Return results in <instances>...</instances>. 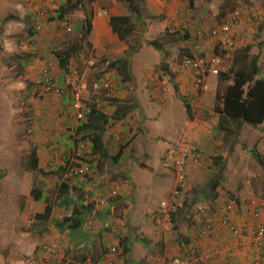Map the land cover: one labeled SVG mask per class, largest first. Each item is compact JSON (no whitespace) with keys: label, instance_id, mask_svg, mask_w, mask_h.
Here are the masks:
<instances>
[{"label":"rangeland","instance_id":"rangeland-1","mask_svg":"<svg viewBox=\"0 0 264 264\" xmlns=\"http://www.w3.org/2000/svg\"><path fill=\"white\" fill-rule=\"evenodd\" d=\"M37 1L0 0V264H16L22 256L32 254L46 241L58 249L59 243H62L64 246L60 247L61 251L65 249L66 253L73 256H77L75 253L85 254L87 251L86 256L92 257L95 261L105 250L117 243L120 236L129 240L131 251L127 255L122 254V249L118 245L119 253L115 258V264H145L148 254L152 256L154 264L156 259L161 262L165 260L170 264V231L176 234V231L183 229L182 224L185 225V222L181 220L174 225L170 224V221L163 222L162 219L156 221L154 214L159 202L168 199L171 203L170 216L174 214L177 219L183 215L187 216V205L190 202L184 204L185 194L180 195L175 201L172 198L175 179L169 166L168 151L172 147L170 143L172 140L177 141L179 133H170V124L157 128L154 122H149L151 120L149 115H142L129 95L130 91L137 87L141 102L148 101L149 88L146 85H150V80L144 82L148 71L152 81L154 79L155 86L161 91L160 96L163 97L164 94L169 99L174 88L171 73L175 71L176 78L178 71L181 72L180 63L186 52L203 58L206 76L212 77L205 79L207 90L199 93L191 104L194 109L193 118H197V125L194 126L200 128H196L199 131L207 130L209 133L207 144L217 145L218 148L213 147L218 151L216 155L222 156L216 164L213 159L216 155H206L204 152L200 163L192 166L199 170V175L198 183L190 187L198 189L204 187L201 193L198 192L199 198L196 202L199 206L196 208L200 211L204 209L203 206L207 209L208 205L213 204L215 208H219L215 214L221 216L227 211L230 217L237 216L236 221L237 218L243 217L242 222L236 225L243 229L245 239L252 245L249 240L250 233L257 224L264 226V206L261 213L254 216L249 201L252 198L256 202L264 200V165L250 153V150L257 151L264 159V121L258 126H252L238 120H229L228 126L231 127L229 133L216 129L218 123L212 122L213 116L210 112L202 113L203 116L199 117L197 111L212 110L216 103L218 73H210L215 63L213 58L220 60L216 62L217 70L220 72L227 71L237 55L246 54L247 60L257 56L259 75L264 77V0H194L192 6L189 5V0H176V7H186L185 11L188 13L186 14L190 23L188 38L184 32L173 36L167 33L162 0H160L162 13L160 14L157 9L152 10L157 18L155 30L151 29L152 21H149L147 26L144 22L136 24V31L130 36L129 48L133 61L131 71L134 82L131 75L129 80L123 81L119 75L118 79L116 78L125 94L110 103L112 110L106 112L111 115L102 131L107 156L101 159L100 166L94 159L91 160L93 162L90 165V180L83 189L81 185L76 191L77 195L80 194L87 199L90 196L92 198L98 197L99 194L103 195L110 186L117 184L121 187L120 194L110 199L105 207L89 202V214L83 218L80 230L76 229L79 230L78 235L76 232H69L72 229L69 230L66 226L63 228L56 226V221L71 215L77 201L76 192L73 191L66 197L68 202L63 204L61 202L63 199L58 195V187L62 182L64 161L68 163L78 152L86 154L89 152L87 140L83 142L84 144H76V140H80L88 132L75 133L74 129L71 130V125L75 126L76 121L70 115L69 104L63 103V99L68 96L63 98L43 91L42 71L45 67L50 70L55 80L59 78H56L58 74L56 64L49 63L52 60L50 55H44L42 51L39 55L36 52L41 49L37 43V36L28 33V29L33 28L30 14L33 13V4ZM168 3L170 5V0ZM70 4L80 3L78 0H71ZM146 7L145 13L149 14L151 11L147 3ZM234 11L240 13V18L238 22L231 24L229 32L211 35L210 30L217 29ZM141 17L146 16L143 14ZM56 20L64 21L63 17H56ZM64 33L70 34L68 31ZM197 36H202L200 42ZM133 39L139 40L142 46L134 45ZM152 39L157 42L160 49L146 43V40ZM72 42L77 43L78 47V43L81 42L80 35L68 38L65 45L57 51L75 45ZM45 47L48 49L47 45ZM246 47L248 49H245ZM74 58L68 63L69 73L77 76L79 84H86L87 90L83 89V94L88 101L91 103L94 99L102 101L103 98L98 93H90L89 82L93 75L105 70L106 63L89 66L79 64L78 67ZM142 61L144 62L141 63ZM148 63L158 64L156 67L152 64L146 66ZM141 66L144 68L140 69ZM99 67H102V70ZM172 67L178 69L172 70ZM106 70L111 69L107 67ZM227 83L231 81L224 84ZM155 101L159 108L165 104L160 100ZM180 103L183 104L182 101ZM145 105L142 104L144 107ZM124 106L129 108L128 111L119 118H113L112 114L116 107ZM170 134L172 140L170 137L166 139ZM184 135L183 133L178 138L177 143ZM187 137L192 138L191 134ZM165 139L166 147L163 142H159ZM197 143L202 150L200 140H197ZM120 148L121 156L114 159ZM32 149L37 151L36 169L27 164ZM59 167L61 168L58 169ZM157 176L164 181L165 194L158 193L155 188ZM216 180L218 186L215 191L220 194L213 198L215 191L211 184ZM32 187L41 190L43 193L41 200L30 197ZM197 191L194 189L190 192L196 194ZM45 203L51 207L49 217L36 219L34 215L43 212ZM184 219L187 221V217ZM206 221L198 220L197 223L201 226ZM46 234L48 238L44 237ZM71 240L74 245L85 241L78 249L72 250L66 246ZM254 247L255 261L257 264H264V246ZM227 252L229 253L228 250ZM66 253L62 252L58 256L49 254L41 256L36 264L39 262L63 264L66 260L61 259L60 255Z\"/></svg>","mask_w":264,"mask_h":264},{"label":"crops","instance_id":"crops-1","mask_svg":"<svg viewBox=\"0 0 264 264\" xmlns=\"http://www.w3.org/2000/svg\"><path fill=\"white\" fill-rule=\"evenodd\" d=\"M68 1H71V0H58L57 1V6L59 8L58 10H60V7L63 4L67 3ZM79 1L78 3L80 4H78V6L70 9L69 12L63 13L64 21H58L56 20V18H51L48 20L40 19L43 30L41 29L40 31L35 32V34H33L34 36H37L36 37L37 43L39 47L41 48L39 51H36V52H38L39 55H40V51H42L44 55L45 54L50 55V58H52V60H50L49 63L56 64L58 68V74L56 78H59V80L61 81L63 79L64 72H62L61 68L57 65L58 60L55 58L54 54L57 53V49L59 50L61 49V46L65 45V41H67L68 38H75L76 36L80 35L81 42L78 43V47L76 48V50L73 52V55H72V58L75 57L74 62L78 64L77 65L78 67H79V64H81V66H83L84 64H87L89 66L90 61H95V63H106L105 68H104L106 70L108 67L107 66L108 61L112 59L120 58L122 56L123 57L128 56L130 60L129 61V66H130L129 71L132 77V81L134 82L133 72L131 71L133 61H131L130 53H129V48L131 45L130 36L124 40H121L118 34L112 30L111 25L109 23L110 16L129 15L130 13L128 11V8L125 5L118 2L117 0H94L92 2L88 0L87 1L79 0ZM145 1L147 3L148 9L151 12H149V14H147L146 17H143V18L140 17L139 18L140 21L138 23L141 24L142 22H144L145 26H147L148 22L152 21L150 26H151V29L153 28L155 30V26H156L155 21H157V18L156 16H154L153 11L154 9H157L158 12L161 14L162 12L160 10L162 9V5L160 3V0H145ZM176 2H177L176 0H170V7L176 6L177 5ZM161 17H163V15ZM86 18L90 20V30L86 34V36H83L84 23H85ZM68 23L70 25H68ZM57 26H59V28ZM63 26L66 29H64ZM29 30L30 29H28V31ZM65 31L70 32V34L66 35L64 33ZM135 31L136 30L134 29V33ZM149 41L151 40H146V43H148ZM74 44L76 45L77 43H74ZM133 44L136 46H142L139 40L134 41L133 39ZM46 45L48 46V49H46V47L44 48V46ZM150 46L153 47L152 45ZM68 48L69 47L64 48V50ZM72 58L69 59V62L72 60ZM143 62L144 61H142L141 63ZM151 64L153 67H156V64L158 63H148L146 66L148 65L150 66ZM142 68L144 67L141 66L140 69ZM170 68H171V64H170ZM99 69L102 70V67H99ZM177 69L178 68L173 69L172 67V70H177ZM110 71L114 74V77L116 78L118 77V74L114 69H111ZM146 73L147 74H145L144 82L148 81L149 79L150 80L149 83L151 85V86L146 85L149 88L148 89L149 90L148 101L141 102L137 87L136 89L134 87L133 90L130 91V95H129V97L131 96L130 98L133 104L141 111V114L145 116L149 115L151 119L149 122L151 123L154 122L157 128H160L161 126L165 127L167 124H170V127H171L170 133L178 132L179 133L178 138L184 133L187 136L191 134L193 138H195L198 141L200 140L201 147L203 150V151L201 150L202 155L204 154V152L206 153V155L207 154H214V155L218 154L217 153L218 151H216L215 149V148H218L217 145L207 144V141H208L207 136L209 135V133H207V130L202 131L201 129L199 131L197 129H200V128H197L194 126V125H197V122H196L197 118L196 117L193 118L192 110L194 109L192 105L189 111H187L182 101V96L185 98V96H187L186 94L188 93L190 95L194 94V92L192 91V86H191V82L193 81V74L190 71L181 70L180 72L179 70L177 73V77L175 78V75H174L175 71L174 73H171L173 77L174 88L172 89L173 92L170 93V97L168 99L167 95L164 96V94H162L163 97L160 96L161 91H159V88L155 86L154 79L152 81L151 79L152 77H150V74H148V71H146ZM209 77H211V75L206 76V79H209ZM120 94H121L120 97L121 96L123 97L125 94L124 90L123 91L121 90ZM155 100H160L162 102H165V104L161 105V107L159 108V106L156 105L157 102ZM180 101H182L183 104H181ZM142 104H146L145 107L142 106ZM103 108L105 109L104 110L105 112L112 110V107L111 105L108 104V102H103ZM125 108L129 109L128 107H125ZM131 108L132 107H130V109ZM207 111L210 112V114H212L213 116L212 122L214 124L218 123V126L216 127V129L223 130L222 127L224 128V125L228 123L229 119H227L225 116L216 112L215 104L212 110L206 109L205 111V109H200L197 112L199 113V117H200V116H203L202 113H205ZM198 113L196 114L198 115ZM192 126H194V129L192 128ZM214 129L215 128H212V130ZM169 137L172 140L171 134L167 136L166 139ZM178 138H177V141L173 142L172 140L171 142L172 144L170 143V146L177 144ZM166 139L159 140V142L164 143L165 147L167 146ZM209 139H212V138H209ZM102 141H103V136H102ZM198 172L199 170L192 168L188 174V178H187V182L185 186V193H184L186 196L184 200V204H187V202H190L187 205V216L183 215L179 217L178 219L177 217L174 216V214L170 216V224L173 223L175 225L176 222L180 223L181 220L185 222V225H183L184 223L182 224L183 229H181L180 231H176V234L170 231V264H252L253 259H254V264H257V261H255V258H254V255H255L254 245H250V243L245 239L246 235H243V229L242 228L240 229L238 227V225L242 222L243 217H241L242 219L237 218L238 221H236L237 216L235 215L231 216V222L232 223L234 222L233 224L235 225V227L239 229L241 232L239 235L235 236V235H232L227 230V228L219 224V218L221 216L218 214H215L219 211L217 210L219 208H215V206L212 204V205H208L207 209L206 207L203 206L204 208L203 210H200V211L197 210L196 206H199V204L196 202V199L199 198L198 192L201 193L204 187H201L198 189V188H192L190 186H193L194 184L198 183V180H197L198 175H199ZM204 172L207 173L208 171H204ZM195 178L196 180H193ZM155 184H156L155 188L158 190V193L165 194V187L163 185L164 181L161 179L160 176L156 177ZM188 189L191 192L194 189H197L198 191L195 194V193H191ZM215 190L216 189H214V191ZM216 192L218 193V191H215V194ZM182 208L183 207H181V209ZM156 214H158L157 211L155 212L154 216ZM217 216L218 217L220 216V217L217 218ZM184 217H187V221H185ZM198 220H203V221L207 220L206 222H211L213 224L214 228L210 232L209 235H205L203 237L197 236V233L202 226V225L200 226V224L197 223ZM213 221H215V225ZM220 228L222 229L220 230ZM223 229H226L229 233ZM65 231L68 232V230H65ZM72 231L76 232L77 235L80 234L79 230H75V231L71 230L69 232L73 233ZM44 237H47V234L44 235ZM84 241L79 243V245L78 243L74 245L73 241L71 240L68 244H66V246L70 247V249L72 250L78 249L81 245L84 244L83 243ZM59 245H60L58 246L59 252L56 256H58L62 252L66 253L67 251L65 249L64 251H61L60 247H62L63 244L59 243ZM227 250L229 251V253L227 252ZM75 254H77V256L69 255V253H66V255L61 254L60 258L61 259L64 258L66 260V262L63 264H82V259L85 254L84 253L83 254L75 253ZM43 256H46V255H43ZM100 257L101 255L99 256V258ZM147 257L148 259L146 258V256L144 257V259L146 258L145 264L146 263L154 264V260H152V256L148 254ZM176 259L178 260V263H175ZM155 261H156L155 264H169L165 260H162L163 262H161L160 260L158 261L156 259ZM39 264H60V263H41L39 262Z\"/></svg>","mask_w":264,"mask_h":264},{"label":"trees","instance_id":"trees-1","mask_svg":"<svg viewBox=\"0 0 264 264\" xmlns=\"http://www.w3.org/2000/svg\"><path fill=\"white\" fill-rule=\"evenodd\" d=\"M79 1V0H78ZM90 2L94 0H88ZM80 2V1H79ZM121 4L125 5L128 8L129 15L124 16H110L109 23L111 25V28L114 32L118 34L121 40L126 39L128 36H131L134 33V29L136 27V24L140 21L139 18L145 13L147 10L146 7V1L145 0H118ZM194 0H189V5H193ZM78 5V4H77ZM75 4H70V1L66 3V5H62L60 7V10H58V6L56 3H46L44 0H38L33 4L34 9L33 13L30 14L32 22H33V28L32 30H29L28 33L30 35L35 34L36 30L34 28L35 23L37 22V19L41 17V20H48L51 18L56 17H63V13L68 12L70 9L77 6ZM36 10V11H35ZM43 10V15L46 14V16L43 18L42 14L39 11ZM30 29V28H29ZM90 30V20L85 19L84 23V32L83 36H86V34ZM190 33L187 31L185 32V37L188 38ZM148 44L152 45L153 47L160 49L159 45L155 40H151L148 42ZM77 46L72 45L69 49L57 51V53L54 54L55 58L58 60V66L64 71L65 74H68L69 72V59L73 52L76 50ZM245 49H248L246 47ZM185 56H192V53L186 52ZM248 55L242 54L237 55L234 57L233 62L231 63L230 67L227 69V71H220L218 72V88L216 89V103H215V110L219 114L225 116L229 120H238L240 122L248 123L252 126H258L264 121V77H261L260 69L257 61V56L250 57L249 60ZM108 69H114L117 74L120 76V78L124 80H129L130 77V71H129V61L128 56L112 59L107 62ZM120 79V80H121ZM194 80V76H193ZM119 81V80H118ZM226 81H231V83L224 84ZM70 96L63 99V103H68L70 105ZM69 100V101H67ZM182 101L184 103V106L186 107L187 111L191 108L192 102H189L182 96ZM125 107H116V110H114V113L112 114L113 118H119L128 109H125ZM123 110V111H122ZM111 115L106 112L99 111L94 105H92L91 114L89 117H87L86 122H80L76 129L71 128V130L75 129V133L81 132V131H87V135H83L80 140H76V144H84L83 142L87 140V143L89 145V152L83 153L84 156H87L90 161H88L89 166L93 161L95 160L97 165L100 166L101 159H104L107 156V151L105 147L103 146L102 141V131L105 129L109 117ZM229 122V121H228ZM221 127V126H220ZM223 130L226 132H231V127L228 126V123L224 125ZM173 146V145H172ZM172 149V148H170ZM120 148L118 153L113 157L114 159H117L121 156ZM250 153L253 156H256V159L264 165V159L262 156L255 150H250ZM29 159H28V165L31 166V168L36 169L38 167V158H37V151L36 149H32L29 153ZM98 156V158H97ZM222 156L218 155L215 156L213 159L217 163H219V159H221ZM78 158L76 159V161ZM67 163V161H64ZM194 166V165H193ZM59 167L58 169H60ZM64 169V166L62 167ZM192 169V166L189 167V172ZM88 180H90L89 173L86 174V180L85 183L82 184L83 187L88 183ZM81 186V185H80ZM80 186H74L69 185L65 182H61L59 184V191L58 195L63 200L61 202L63 204H66L67 199L66 197L73 191H77L80 189ZM218 186V181H214L211 184L212 189H216ZM111 187V186H110ZM109 187V188H110ZM109 188L106 190V192L103 195H107L109 192ZM121 189V187H120ZM120 190L118 194L115 196H108L107 202H109L110 199H113L117 196H119ZM30 197H32L35 200H41L43 198V193L38 187H32L30 190ZM102 195V194H99ZM102 195V196H103ZM219 195V193L216 192L213 198H216V196ZM76 205L73 208L71 215L63 218L61 221H56V226L63 228L67 227L72 230H76L81 228L83 218L87 213L89 214V208L90 204L89 202H92L91 196L85 199L82 195L78 194L76 192ZM94 203V202H92ZM108 203L102 207L107 206ZM51 213V207L48 203H45V206L43 208L42 213H36L34 216L36 219H46L49 217ZM58 230H60L58 228ZM228 230V229H227ZM230 232V231H229ZM232 235H239L241 232L238 229L237 234ZM126 239V240H125ZM129 240L125 237L119 238L118 245L122 249V254L127 255L128 252L131 251V248L128 244ZM108 250H105L103 253L107 252ZM86 254L87 251H85V255L82 259V264L86 260Z\"/></svg>","mask_w":264,"mask_h":264},{"label":"built area","instance_id":"built-area-1","mask_svg":"<svg viewBox=\"0 0 264 264\" xmlns=\"http://www.w3.org/2000/svg\"><path fill=\"white\" fill-rule=\"evenodd\" d=\"M46 3H53L54 0H44ZM164 5V14L167 20L166 30L170 36H173L177 33L185 32L189 28V19L185 11L186 7H170L168 0H162ZM172 8V9H171ZM36 11V10H35ZM43 15V10L39 11ZM46 14L42 17L44 18ZM41 18V17H40ZM240 18V13L238 11L232 12L228 18L222 22L219 27L215 30H210L211 35H216L220 32L227 33L230 30V26L233 23L238 22ZM40 26L37 24L36 29H39ZM198 41L202 40V36H197ZM214 67L211 69L210 73H218L216 62L220 60L218 58H213ZM204 59L195 56H187L182 60V67L184 69L192 70L194 73V80L191 83L193 95L189 93L186 96V99L189 102H194L197 99L199 93H202L207 90V84L205 81L206 68ZM90 65L94 64V61H90ZM42 88L46 93H52L56 96H64L67 93L71 96V112L72 116L76 121L85 122L87 117L91 114L92 105L97 109L105 112L103 108V102H108L116 100L120 97L119 86L114 82L112 74L110 72H104L98 78L94 79L90 88L93 93H98L102 91L104 98L102 101H97L96 103H91L87 101L86 97L83 94L84 85H78V78L73 74H68L63 83L56 81L51 75L47 67L42 71ZM183 138V139H182ZM176 145L172 146L168 153L170 156V168L173 171L175 177V188L172 194V198H177L183 192L186 184V180L189 174V167L195 164L200 163L202 154L200 146L197 143V140L193 137L190 139L187 135H184ZM83 145H81L82 147ZM78 160L76 161V159ZM88 157L84 156L83 153L78 152L76 155L69 161L65 163L64 169L62 171V182H65L69 185L80 186L85 183L86 174L90 172V166L88 164ZM96 162V161H95ZM120 190V185L114 184L109 188L107 195H97L98 197H92L91 200L96 206H104L108 202V196H115ZM250 199L249 206H251L252 213L254 216H258L261 213V210L264 206V200ZM170 211V200H162L160 202V207L156 220L159 221L162 217H168ZM219 224L228 229V231L233 234L238 233V229L231 222V217L227 211L219 218ZM213 229L212 223L204 222L202 227L198 232V237H203L211 232ZM251 237L249 238L250 242L254 246H264V226L257 224L255 229L250 233ZM118 242L109 247L108 251L101 255L97 260H93L92 257H87L85 264H115L116 256L119 253ZM59 252L58 248L51 243L44 242L41 243L36 249L35 254H28L22 256L16 264H36L39 257L43 255H57ZM175 263H178V260H175Z\"/></svg>","mask_w":264,"mask_h":264},{"label":"clouds","instance_id":"clouds-1","mask_svg":"<svg viewBox=\"0 0 264 264\" xmlns=\"http://www.w3.org/2000/svg\"><path fill=\"white\" fill-rule=\"evenodd\" d=\"M54 4L56 3V0H54V2H53ZM52 3V4H53ZM41 18H38L37 19V22L35 23V25H34V28H35V30H36V32L37 31H40L41 29H42V25H41V20H40ZM39 25L40 26V28L39 29H36V25ZM189 32V28H188V30H186L185 32ZM184 32V31H183ZM185 32H184V35H185ZM179 34V33H178ZM192 56H197V55H195V54H192ZM184 57H186V56H184ZM184 57L182 58V60L184 59ZM197 57H200V56H197ZM201 58V57H200ZM94 64H95V61H94ZM93 65V64H92ZM68 66H69V64H68ZM180 68H181V70L182 71H190L192 74H193V76H194V73H193V71L192 70H189V69H184L183 67H182V61H181V63H180ZM50 71V70H49ZM61 71L62 72H64L62 69H61ZM104 72H110L111 74H112V77H113V80H114V82H116V84L119 86V89L121 88L120 87V85H119V83L116 81V77H114V74L110 71V70H103V71H101V72H98L96 75H93L92 77H91V79H90V82H89V90H90V93L92 92L93 93V91H92V89L90 88V84H91V82L94 80V79H96V78H98L101 74H103ZM51 73V72H50ZM68 74H70L69 72H68ZM68 74H65V73H63V79L60 81L59 79L58 80H56V81H58L60 84L61 83H63L64 82V79H65V77L68 75ZM206 74H207V71H206ZM206 74H205V79H206ZM218 75V74H217ZM192 83V82H191ZM79 84V83H78ZM79 85H86L85 83H81V84H79ZM83 89H85V91L87 90L86 89V86H85V88H83ZM163 89H165V88H163ZM120 93H121V89H120ZM98 94L101 96V98H104V94H103V92L102 91H99L98 92ZM121 95V94H120ZM65 96H70V94L69 93H67L66 95H64V96H62L63 98L65 97ZM71 97V96H70ZM120 98V97H119ZM118 98V99H119ZM118 99H116V100H112V101H110V103H113V102H115V101H117ZM70 100H71V98H70ZM88 101V100H87ZM93 102H95L96 103V100L94 99L93 100ZM109 105H111V104H109ZM99 110V109H98ZM116 110V109H115ZM69 111H70V115L72 116V112H71V102H70V105H69ZM99 111H101V110H99ZM101 112H103V111H101ZM72 118L74 119V117L72 116ZM75 120V119H74ZM87 120V119H86ZM76 121V120H75ZM80 122H82V121H76V125L75 126H73V125H71V128L73 127V128H75L76 129V127H77V125L80 123ZM86 122V121H85ZM74 129V130H75ZM172 173H173V171H172ZM174 179H175V177H174ZM186 182H187V180H186ZM185 186H186V184H185ZM183 193H185V188H184V190H183V192H181V194L180 195H182ZM179 195V196H180ZM178 198V197H177ZM177 198H173V201H175ZM163 200H168V199H163ZM260 200H262V199H260ZM162 201V200H161ZM160 201V202H161ZM160 202H159V206H158V208H157V212H158V210H159V207H160ZM171 204V203H170ZM170 214H171V207H170V211H169V216L168 217H162L160 220L161 221H163V222H168V221H170ZM156 216H157V214L155 215V219H156ZM159 220V221H160ZM157 221V220H156ZM211 223V222H210ZM212 226H213V224H212ZM202 227V226H201ZM200 230V229H199ZM213 230V229H212ZM211 230V231H212ZM199 232V231H198ZM210 233H208L207 235H209ZM197 236H198V233H197ZM109 249V248H108ZM35 252H36V249L34 250V252L32 253V254H35ZM106 253V252H105ZM28 255V254H27ZM87 257H90V256H87ZM86 257V258H87ZM99 259V258H98Z\"/></svg>","mask_w":264,"mask_h":264}]
</instances>
